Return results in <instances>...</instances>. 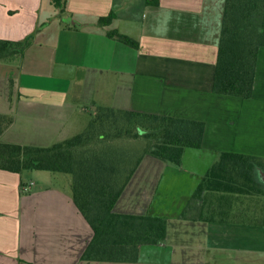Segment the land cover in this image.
<instances>
[{
    "label": "crops",
    "instance_id": "0c3cea01",
    "mask_svg": "<svg viewBox=\"0 0 264 264\" xmlns=\"http://www.w3.org/2000/svg\"><path fill=\"white\" fill-rule=\"evenodd\" d=\"M224 1L68 0L60 17L52 0H0V39L28 41L0 61V114L13 118L0 140L51 146L80 133L99 105L205 124L180 165L145 155L114 205L166 220L165 239L140 245L134 262L81 259L92 229L69 175L0 169V264H264V193L215 183L192 197L221 153L264 160V47L250 98L212 90ZM252 176L264 192V167Z\"/></svg>",
    "mask_w": 264,
    "mask_h": 264
},
{
    "label": "trees",
    "instance_id": "16d2710c",
    "mask_svg": "<svg viewBox=\"0 0 264 264\" xmlns=\"http://www.w3.org/2000/svg\"><path fill=\"white\" fill-rule=\"evenodd\" d=\"M68 0H52L61 17ZM156 5V0H146ZM113 14L100 17L108 25ZM107 36L130 47L136 41L109 30ZM28 41L0 39V61L21 54ZM264 47V0H225L212 90L216 94L250 98L258 51ZM0 114V138L12 124ZM202 121L132 110L96 106L86 127L78 134L48 147L21 145L0 140V169L67 174L72 200L92 229L82 260L134 262L140 245L157 244L166 237V220L160 216L120 214L114 205L145 155L180 165L186 148H200ZM264 167L259 157L221 153L193 193L199 198L215 183L232 192L264 193L252 176ZM231 174L241 182L218 181Z\"/></svg>",
    "mask_w": 264,
    "mask_h": 264
},
{
    "label": "built area",
    "instance_id": "2783aa9c",
    "mask_svg": "<svg viewBox=\"0 0 264 264\" xmlns=\"http://www.w3.org/2000/svg\"><path fill=\"white\" fill-rule=\"evenodd\" d=\"M31 186H32V183L23 186V189H24V190H28L29 188H31Z\"/></svg>",
    "mask_w": 264,
    "mask_h": 264
},
{
    "label": "rangeland",
    "instance_id": "374dc122",
    "mask_svg": "<svg viewBox=\"0 0 264 264\" xmlns=\"http://www.w3.org/2000/svg\"><path fill=\"white\" fill-rule=\"evenodd\" d=\"M95 110V109H94ZM93 110V111H94ZM2 140V139H1ZM44 174H52V172H49V171H45ZM53 174H56V173H53Z\"/></svg>",
    "mask_w": 264,
    "mask_h": 264
}]
</instances>
